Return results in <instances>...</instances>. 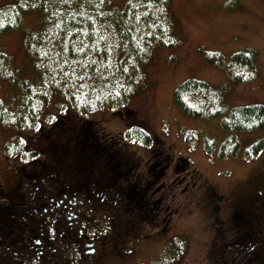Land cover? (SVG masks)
I'll return each mask as SVG.
<instances>
[{
	"label": "rangeland",
	"instance_id": "rangeland-1",
	"mask_svg": "<svg viewBox=\"0 0 264 264\" xmlns=\"http://www.w3.org/2000/svg\"><path fill=\"white\" fill-rule=\"evenodd\" d=\"M16 1L0 0V7ZM127 1L114 0V3L123 9ZM168 3L179 43L172 49L154 47L149 60L140 68L139 75L130 84L132 93L125 104L133 112L131 116L126 108L117 109L110 104L87 112L78 111L76 117L68 122L70 131L60 134L57 142H45L41 148L45 158L52 160L57 155L58 145L72 141L79 117L98 123L96 132L100 137L118 135L122 138L130 128V120L127 119L130 116L136 120V125H142L154 137L161 139L164 150L171 155V164L160 184L166 186L172 195L168 203L163 204L164 209L168 206L174 212H170L168 227L165 229L164 223L157 229L159 220L155 228L144 227L143 233L148 237L136 254L125 261L110 259L109 264H222L220 258L210 253V245L221 228L216 219L222 221L223 228L230 227L231 197L246 185L244 182L248 177L254 176L259 168L264 169V149L256 155L251 150L254 143L264 139V127L254 133H233L221 124V120L227 118L234 108L248 104L264 105V0H168ZM43 21L38 12H30L24 16L18 29L0 34V53L7 58L6 62H0V68L6 67L18 78L13 84L10 79L0 77V100L8 106H14L13 98L20 97L23 81L30 86H36L38 82L36 63L23 32L37 36ZM249 50L256 54L257 76L250 83H240L231 79L226 66L233 54ZM205 54L221 55L224 63H210ZM186 80L206 81L215 92H223V115L196 119L184 114L175 104L174 92ZM127 81L124 83L128 85ZM205 97L198 93L190 100L196 104ZM57 105L58 100L53 98L38 121L44 123V119L56 116ZM22 133V129L17 131L0 124V184L5 187H10L20 178L15 160L21 154L13 137ZM234 141L238 148L232 154ZM132 147L143 155L144 161L147 160L149 151L139 143H133ZM75 154L73 150L68 156L74 157ZM180 158L186 160L187 171L177 170L174 163ZM105 159H114V156ZM191 174H194V180L198 179V174L203 188H190ZM159 187L156 185L151 192L157 193ZM211 190L225 199L220 202L217 213L214 209L218 202L211 198ZM159 194L154 197H159ZM32 197L36 199L35 193ZM51 200L47 204L56 207L58 201ZM70 201L72 210L68 217L75 214V203L79 205L75 196ZM157 215L165 220L169 217L162 210L157 211ZM227 234V240H233L234 234L231 236L229 230ZM247 242L250 244L243 245L242 249L247 254H255L257 247L253 241ZM8 256L15 263L20 259L17 253Z\"/></svg>",
	"mask_w": 264,
	"mask_h": 264
},
{
	"label": "trees",
	"instance_id": "trees-1",
	"mask_svg": "<svg viewBox=\"0 0 264 264\" xmlns=\"http://www.w3.org/2000/svg\"><path fill=\"white\" fill-rule=\"evenodd\" d=\"M30 12H38L44 18L42 30L37 36L32 32H23L36 63L38 82L36 86H30V83L23 81L20 97L13 98L14 106H8L0 100V124L13 130H23L22 135L13 137L21 157L15 160L18 162L17 173L20 178L11 187L22 185L21 188H24L23 185L29 184L35 187L33 173L43 165H46L44 169H50L44 174V178H48L54 168H66L68 162H74L75 159L79 162V159L84 158L81 163L97 160L106 163L108 160L103 156L107 150L112 151L110 145L101 148L97 154L90 152L98 147L101 140L106 144L114 139L123 141L128 150L133 148V143L150 146L151 135L142 125L135 124L136 120L130 118L133 112L125 104L132 93L130 84L139 75L142 65L149 60L154 47L172 49L179 43L168 0H128L123 9L116 7L114 0H17L12 5L0 7V34L18 29L24 16ZM205 58L210 63H224L221 55L205 54ZM6 60V55L0 53V62ZM226 67L231 79L250 83L257 76L256 54L252 50L235 53ZM240 71L242 72L239 73ZM2 76L10 79L13 84L18 79L4 66L0 68V77ZM126 80L128 85L124 83ZM198 93L206 97L195 104L190 97ZM221 94L212 90L206 81L186 80L175 90L174 101L189 117L219 118L224 109ZM53 98L58 100V114L44 119V123L42 120L38 121ZM105 104L117 109L126 108L125 111H128L130 116L127 119L134 126L128 129L125 136L100 137L96 132L98 123L79 117L72 141L70 139L68 144L58 145L57 155L52 160L45 158L41 151L43 144L48 141L57 142L60 134L62 136L70 131L68 122L76 117L78 111H91ZM221 124L224 129L233 133L262 130L264 105L248 104L234 108L227 118L221 120ZM94 142L95 146L92 147ZM232 144L230 152L233 154L238 146L235 141ZM252 149L254 155L263 150L264 139L254 143ZM73 150L76 151L75 156H68ZM86 152L95 155L85 158ZM67 157L71 159L68 160ZM157 167L154 171L158 170ZM187 169L186 167L185 171ZM259 169L231 197L230 227L225 226V231L221 234L225 241L219 240L210 245V253L214 257L220 258L222 252L226 254L223 260L225 263L222 264H226L228 259L227 264H263L264 236L258 231L264 230V169ZM196 175L199 179L198 174ZM56 182L65 187L62 178L50 184L56 186ZM48 187L50 188L49 185ZM7 188L0 184V258L5 264H19L18 259L15 263L8 256L16 251L20 252L18 247L15 248V233L12 229L15 216L11 215L20 203L19 193L10 198L5 191ZM59 189L62 195L68 190L66 187ZM72 189L75 193L79 192V187ZM84 191L90 198L88 189ZM34 193V190L27 187L25 195H29L32 203L37 199L32 197ZM216 194H211V198L218 202L214 209L217 213L220 202L225 199L220 193ZM74 196H69V200ZM98 205H101L99 200ZM112 206L116 208L114 204ZM236 206L250 208V212L246 213V220L242 211H236ZM234 215L241 216L243 222ZM217 219L218 226L221 225L222 228V221ZM227 230L231 231V236L234 234L233 240H227ZM247 241H253L257 247L255 254H247L242 249L243 245L250 244Z\"/></svg>",
	"mask_w": 264,
	"mask_h": 264
},
{
	"label": "flooded vegetation",
	"instance_id": "flooded-vegetation-1",
	"mask_svg": "<svg viewBox=\"0 0 264 264\" xmlns=\"http://www.w3.org/2000/svg\"><path fill=\"white\" fill-rule=\"evenodd\" d=\"M151 138L146 161L134 148L128 150L123 141L114 139L106 144L101 140L98 147L90 152L97 154L101 148L110 145L112 151L107 150L103 157L114 156V159H107L106 163L98 160L81 163L84 158L79 162L75 159L68 162L66 168H54L48 178H44V174L50 169H44L46 165H43L33 173L35 187L31 184L23 185L24 188L22 185L8 187L5 191L10 198L19 193L20 203L11 214L15 216L12 229L15 248L20 249V252H14L20 256L19 264H109L110 259L125 261L136 254L148 237L143 233L144 227L155 228L159 220L158 226L165 223L166 229L170 212H174L168 206L164 209L163 204H167L172 195L166 186L160 184L172 158L164 150L161 139ZM93 153L86 152L85 158L94 156ZM174 164L178 171H185L186 160L180 158ZM156 167L158 170L154 171ZM60 178L68 189L63 195L59 188L65 187L60 182H56V186L50 184ZM191 178L193 185L190 182V188H203L204 185L198 179L194 180L192 174ZM156 185L160 186L157 190L159 197H154L157 193L151 192ZM27 187L35 191L37 199L34 203L29 195H25ZM74 187H79V192H73ZM83 188L93 196L89 198ZM211 191L217 195L215 190ZM72 195L79 200V205L75 203V214L68 217L71 216L69 199ZM51 198L52 202L58 201L56 207L47 204ZM98 200L101 205H98ZM238 209L246 220L250 208L236 206V211ZM156 210L164 211L169 217L166 220L158 218ZM234 217L242 219L239 215ZM222 231H225L223 227L217 230L220 236H216L214 242L225 241ZM258 232L264 236V230ZM224 255V252L220 255L222 263ZM1 264H5L2 259Z\"/></svg>",
	"mask_w": 264,
	"mask_h": 264
},
{
	"label": "snow or ice",
	"instance_id": "snow-or-ice-1",
	"mask_svg": "<svg viewBox=\"0 0 264 264\" xmlns=\"http://www.w3.org/2000/svg\"><path fill=\"white\" fill-rule=\"evenodd\" d=\"M135 142V141H134Z\"/></svg>",
	"mask_w": 264,
	"mask_h": 264
}]
</instances>
